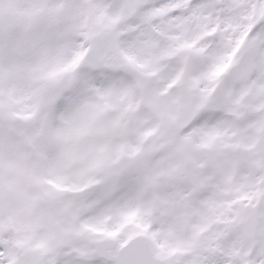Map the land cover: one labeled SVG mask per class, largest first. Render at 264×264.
Here are the masks:
<instances>
[{"label": "snow or ice", "instance_id": "obj_1", "mask_svg": "<svg viewBox=\"0 0 264 264\" xmlns=\"http://www.w3.org/2000/svg\"><path fill=\"white\" fill-rule=\"evenodd\" d=\"M0 264H264V0H0Z\"/></svg>", "mask_w": 264, "mask_h": 264}]
</instances>
